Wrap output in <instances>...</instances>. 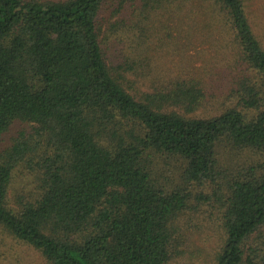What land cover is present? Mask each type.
<instances>
[{
    "label": "trees",
    "instance_id": "1",
    "mask_svg": "<svg viewBox=\"0 0 264 264\" xmlns=\"http://www.w3.org/2000/svg\"><path fill=\"white\" fill-rule=\"evenodd\" d=\"M252 2L0 0V264H171L212 227L207 264H264Z\"/></svg>",
    "mask_w": 264,
    "mask_h": 264
},
{
    "label": "rangeland",
    "instance_id": "2",
    "mask_svg": "<svg viewBox=\"0 0 264 264\" xmlns=\"http://www.w3.org/2000/svg\"><path fill=\"white\" fill-rule=\"evenodd\" d=\"M252 5L254 21L261 30V38L264 40V0H253ZM197 42L202 41H194V44L191 47V52L185 51L184 48L178 50L177 52H175V49L173 48L169 49L166 59L163 60L164 62L161 63L160 66L182 65L185 61L184 58L188 56H192L193 60L196 62V66H201L204 58L208 59L210 56H212L211 54L213 53V51H207L206 44L201 45ZM19 131L20 129L18 127H14L10 134L7 136L6 142L10 141V138L16 135ZM205 223L203 225H205ZM215 230L216 229H213L212 227L208 228L205 233L197 234L192 237L188 236L190 247H186L185 253L179 258H177L176 261L171 262V264H207L209 256L216 250L219 244L220 238L219 235L216 234ZM0 251H8V248L0 246ZM19 254L22 255L21 264H40L36 256H34V254L29 252L28 250L22 249L19 251Z\"/></svg>",
    "mask_w": 264,
    "mask_h": 264
}]
</instances>
